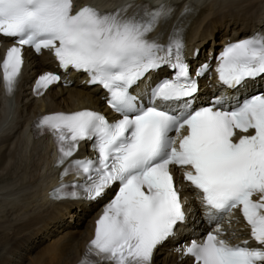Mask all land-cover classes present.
I'll return each mask as SVG.
<instances>
[{
	"label": "snow or ice",
	"instance_id": "6c2138e0",
	"mask_svg": "<svg viewBox=\"0 0 264 264\" xmlns=\"http://www.w3.org/2000/svg\"><path fill=\"white\" fill-rule=\"evenodd\" d=\"M174 11L127 4L113 12L92 6L74 12L73 0H0V36L13 40L0 61V83L9 99L18 86L23 50L30 47L37 54L51 51L65 72L86 74L120 116L110 122L85 109L48 114L34 125L57 143L62 183L53 199L97 201L118 186L96 221L82 264H153L155 250L186 219L171 166L185 169L184 180L201 193L215 225L182 245L183 255L193 264H264V91L232 101L218 94L207 106L194 107L198 78L210 66L192 72L181 25L153 35ZM216 59L223 88L243 92L246 81L264 79V31L228 45ZM165 67L169 77L141 88L150 73ZM60 81L54 73L41 75L36 95ZM237 129L252 134L234 139ZM82 141L92 142L94 159H73ZM69 175L76 181L63 184ZM235 210L257 246L222 238L224 219Z\"/></svg>",
	"mask_w": 264,
	"mask_h": 264
},
{
	"label": "bare ground",
	"instance_id": "6f19581e",
	"mask_svg": "<svg viewBox=\"0 0 264 264\" xmlns=\"http://www.w3.org/2000/svg\"><path fill=\"white\" fill-rule=\"evenodd\" d=\"M219 1L220 0H198L202 9L201 15L204 17L213 16L214 10L219 9L221 11V8L226 5L223 4V1L220 4ZM227 2H229V0H227ZM253 6L254 5H251L250 7ZM207 8L210 9V11L207 12ZM217 15L218 13L215 14V16ZM51 92L52 91H48L45 98H42L36 104H33L28 98H23L22 96L21 98L15 100H3L0 98V129L4 128V124L7 121L6 116L9 117L12 110L14 113H17L16 110H18L21 105V101L26 102L23 104V107H20L22 108L21 118H17L15 121V126L18 122L17 130H19V132L16 136L12 137L8 133L5 137L9 140L6 143L2 141V144H0V211L7 209V207L8 210L11 208L14 213L9 215H12L13 218H17V215L22 213L21 209L26 206H37L36 208L39 209L40 213L45 211L48 207L45 191L53 175L51 167L53 155L51 153L50 145L45 141V139H39L35 142L31 141V143H28L30 140L29 135L24 129L22 130L23 126L27 125L31 118L46 109H70L77 104L76 98L84 100L91 99V96L85 95L87 93L81 89H74V91L66 90V92L63 91V94L62 91H58L57 89L55 92ZM57 97L63 100V105L57 102ZM5 103L7 107L3 106ZM20 119H23V121ZM13 129L14 126L12 125V127L8 130L12 133L14 131ZM3 137V134H0V139ZM10 140L12 141L9 142ZM22 164H24V166H22ZM12 187L16 188L12 189ZM3 195L8 197L3 198ZM51 211L55 212L54 209H51ZM35 212L37 215L32 216L30 221H27L25 224L19 226L16 230H13V226H11V228L6 227L10 221H5L3 224H0V233L2 232L0 237V252L3 254L0 256V264H5V262L11 260L8 258L10 254H18L19 251L13 249L11 245L14 244L15 246V243L19 240L16 237H19L20 233L25 232L38 221V218L41 215H38V211ZM53 212H51L52 217L46 219L45 223L51 224L58 222V219L53 221V219L56 218ZM2 217L5 216L2 214ZM8 217L10 218V216ZM86 228V236L84 235L81 239L77 236L72 237L70 235H62L61 237L55 239L54 242L47 246L45 250L43 249L44 251H42L39 256L32 258L33 261L31 264H74L82 253L85 242L90 235L88 225ZM11 231L13 232L12 234H10ZM68 237H71V239H68ZM7 244H9L10 247H8L10 250L5 249ZM5 250L6 253L4 254L3 252ZM168 255L169 254H167L163 259L164 261H159L158 259L160 256H156L153 260V264H178L174 263L176 258L172 256L168 257ZM52 259L55 260L52 261ZM181 264L187 263L182 262Z\"/></svg>",
	"mask_w": 264,
	"mask_h": 264
},
{
	"label": "rangeland",
	"instance_id": "374dc122",
	"mask_svg": "<svg viewBox=\"0 0 264 264\" xmlns=\"http://www.w3.org/2000/svg\"><path fill=\"white\" fill-rule=\"evenodd\" d=\"M226 14L224 13L223 14V16H225ZM233 17H236V16H233ZM212 18H214V17H212ZM218 15L216 16V18H214L215 20L217 19L218 20ZM55 92V91H54ZM57 94V93H56ZM62 101V102H61ZM57 102L58 103H60V104H62L63 105V100H61L59 97H57ZM26 102H24V101H21V105L19 106V108H18V110H16L17 111V117L18 118H21V116H22V108H20V107H23V104H25ZM20 110V111H19ZM17 125H18V122H17ZM22 166H24V164H22ZM4 210V209H3ZM5 212V211H4ZM7 213H14V211H12V209L11 208H9V210H8V207H7V211H6ZM38 213L40 214V211H38ZM2 214L3 213H0V216H2ZM4 214H6V213H4ZM27 214V213H26ZM22 215H23V212L21 213V214H19V215H17V218H13L12 217V215L10 216V218L8 217V220H6V221H10V223L7 225V226H13L12 228H13V230H16L19 226H21V225H23V224H25L27 221H30L31 220V217H28L25 221H23V222H20L19 221V219H20V216L22 217ZM14 219V220H13ZM48 219V218H47ZM11 224H13V225H11ZM52 226H54V225H52ZM7 228H11V227H7ZM12 230V231H13ZM12 231H11V233L10 234H12ZM2 233V232H1ZM0 233V237H1V234ZM86 233H87V228H85V230L83 231V233L80 235V236H78V238H82L84 235L86 236ZM18 239V238H17ZM54 242V241H53ZM52 242V243H53ZM52 243H50V244H52ZM16 245L14 246V244H12L11 245V247L13 248V249H15L16 251H19L18 252V254L16 255H11L10 254V256H8V258H13V256L14 257H16V258H21V260H20V262H16V264H31L32 263V258H34L35 256H39L40 254H41V252L42 251H44L46 248H47V246H49L50 244H48V245H45L43 248H41V250H39L37 253H36V251H35V253L33 252V251H31V249H30V251L32 252H30V251H28V252H25L24 250H22L19 246V244H18V242L17 243H15ZM10 247V246H9ZM8 247V248H9ZM16 247H17V249H16ZM44 249V250H43ZM4 254L6 253V250L3 252ZM3 254H1V252H0V256H2ZM32 255H34V256H32ZM29 256H31L30 257V261H28L27 263H25L24 262V260L22 261V257H26V258H28ZM165 257H159V261H162L163 259H164ZM27 260H29V259H27ZM164 261V260H163ZM9 262H10V264H15V261H13V259H11V260H9V261H7V262H5V264H9ZM160 263V262H159Z\"/></svg>",
	"mask_w": 264,
	"mask_h": 264
}]
</instances>
